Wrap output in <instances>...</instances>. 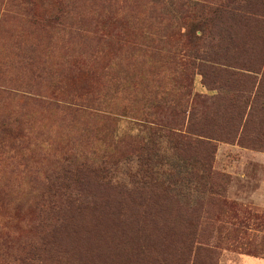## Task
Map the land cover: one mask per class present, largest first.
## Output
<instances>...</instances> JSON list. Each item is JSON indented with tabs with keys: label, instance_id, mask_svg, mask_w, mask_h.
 Here are the masks:
<instances>
[{
	"label": "rangeland",
	"instance_id": "1",
	"mask_svg": "<svg viewBox=\"0 0 264 264\" xmlns=\"http://www.w3.org/2000/svg\"><path fill=\"white\" fill-rule=\"evenodd\" d=\"M138 230L264 264V0H0V264H132Z\"/></svg>",
	"mask_w": 264,
	"mask_h": 264
},
{
	"label": "trees",
	"instance_id": "2",
	"mask_svg": "<svg viewBox=\"0 0 264 264\" xmlns=\"http://www.w3.org/2000/svg\"><path fill=\"white\" fill-rule=\"evenodd\" d=\"M51 214V213H50ZM49 215V214H48ZM74 219V218H73ZM70 217L68 216V214L65 213V215L63 216V222L52 226L50 232L47 234V238H49L51 241L55 240H59V239H63L68 241L69 243L72 242L73 240V236L80 234L78 231V227L74 226L72 223H69ZM60 222V220H59ZM135 227L137 226H129L128 228H126V231H135ZM125 231V233H126ZM197 233L196 231H192L190 233H183L182 234V238L185 237L186 238V242L188 241H193V239L196 237ZM47 238H43L44 242ZM179 238L181 239V236L179 235ZM134 239L132 241V243H130V248H126L122 245L123 240L119 241L117 243V247L118 249H110L107 248L106 253H113L118 255V257L121 258H128L129 256L133 259V263L132 264H156L157 260H154L151 255H152V249L148 248V244L142 240L140 234H139V230L136 232V235L134 236ZM47 245L50 244V242H46L43 243V245ZM137 246V247H136ZM192 250H190V252L188 253V257L189 254H192ZM177 258L178 259H182L184 260V264L185 262L187 263L188 259L186 258V256L183 255V253H178L177 254ZM186 258V259H185ZM31 258H29L30 260ZM140 259L144 260L143 262L140 263ZM146 260V261H145ZM152 261V262H151ZM23 264H33V263H27V262H23Z\"/></svg>",
	"mask_w": 264,
	"mask_h": 264
}]
</instances>
